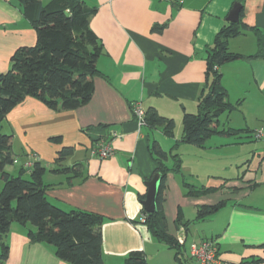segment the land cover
<instances>
[{"label":"crops","instance_id":"1","mask_svg":"<svg viewBox=\"0 0 264 264\" xmlns=\"http://www.w3.org/2000/svg\"><path fill=\"white\" fill-rule=\"evenodd\" d=\"M80 1L94 10L89 27L102 49L92 98L70 111H51L30 97L14 107L2 132L12 135V151L22 153L23 159L16 157L14 162L20 166L17 173L34 162L48 164L46 196L52 205L103 218L104 264H123L133 251H142L147 264H177L174 252L154 240L140 222V200L147 191L144 182L156 169L150 155L155 142L164 153L172 152L181 161V174L166 176L163 213L168 233L182 245L186 264H196L190 246L204 240L216 243L220 264L255 259L264 264V141L252 137L264 123V59H246L257 50L250 31L228 41L229 52L244 58L219 68L220 85L233 105L221 116L220 130H231L230 134L212 135L202 148L180 141L184 114H196L200 98L208 91L207 52L229 24L226 18L232 6L239 2ZM240 5L242 23L264 34V0H242ZM237 39H242L244 47H236L235 41H241ZM35 42V31L17 0H0V73L10 68V58L18 48ZM135 103L173 120L174 136H166L161 128L139 126L132 113ZM55 137L61 143L50 141ZM99 140L110 142L113 156L104 160L90 157V148ZM63 148L72 149L64 166L81 165L82 181L74 179L67 185L66 174L51 171ZM171 163V159L166 162ZM182 177L195 189L215 191L186 197ZM219 202L225 205L218 212L201 222L194 220L200 206ZM178 213L182 224L191 222L187 231L183 225L175 227ZM197 223L202 226H194ZM4 241L8 256L3 264H67L56 258L52 247L31 243L25 227L13 224Z\"/></svg>","mask_w":264,"mask_h":264},{"label":"trees","instance_id":"2","mask_svg":"<svg viewBox=\"0 0 264 264\" xmlns=\"http://www.w3.org/2000/svg\"><path fill=\"white\" fill-rule=\"evenodd\" d=\"M239 3L242 0H237ZM20 11L36 34L33 46L18 48L10 58V68L0 73V264L8 256L4 238L13 224L27 228L31 243L44 244L54 250L56 258L67 264H104L102 259L103 218L95 213L71 210L63 211L52 205L46 196L48 185L43 176L46 168L40 162L31 167H22L16 176L5 169L14 164L16 156L11 148V134L2 133L7 114L27 97L34 98L49 110L70 111L87 104L94 92V79L100 76L96 61L102 53L101 45L89 27L93 9L80 0H17ZM229 23L216 35L207 52L206 78L208 91L198 102L196 114H184L181 142L199 148L215 134H230L231 130H220V118L229 113L233 105L227 102L226 90L220 85L219 68L244 57L228 50V41L250 31L256 38L257 50L246 59H264V34L256 28H248L241 21ZM145 125L161 128L168 137L174 136V122L160 116L154 108L145 113ZM61 143L60 137L50 139ZM71 148L58 152L53 173L66 174L67 185L74 179L82 181L85 176L81 165L64 166ZM150 155L156 164L155 174L160 175V187L156 198L157 212L147 214L142 209L144 225L152 238L165 244L174 252L177 264H186L182 259V245L168 233L163 213V191L169 173L181 174V161L176 154L164 153L152 142ZM171 159V165L166 162ZM27 174L28 179L24 176ZM186 197H199L212 193L214 189H195L182 177ZM144 199H141L142 202ZM225 202L203 205L197 209L195 221L201 222L224 207ZM185 231L191 222L182 224L181 213L174 223ZM30 229H29V228ZM264 250V244L261 246ZM261 259L239 264H259ZM123 264H147L142 251L128 254Z\"/></svg>","mask_w":264,"mask_h":264},{"label":"built area","instance_id":"3","mask_svg":"<svg viewBox=\"0 0 264 264\" xmlns=\"http://www.w3.org/2000/svg\"><path fill=\"white\" fill-rule=\"evenodd\" d=\"M163 1H172V0H163ZM182 0H176V4H180ZM132 113L135 117L136 122L139 126L145 125V109L142 104L135 103L132 106ZM111 136L114 137L115 134L111 133ZM252 137L255 141H264V123L261 124L258 128L253 131ZM90 157L97 158L100 160L108 159L113 156L114 151L111 147L109 141L99 140L96 141L90 148ZM27 167H31V164H28ZM140 222H144V216L140 218ZM190 257L196 264H220L218 260V247L213 240H204L200 243L192 244L190 246Z\"/></svg>","mask_w":264,"mask_h":264},{"label":"water","instance_id":"4","mask_svg":"<svg viewBox=\"0 0 264 264\" xmlns=\"http://www.w3.org/2000/svg\"><path fill=\"white\" fill-rule=\"evenodd\" d=\"M240 10V3H235L228 14L226 21L231 24H237L239 22ZM160 180V175L156 173L149 181L144 182L147 191L141 205L147 214H154L157 212L156 198L160 187Z\"/></svg>","mask_w":264,"mask_h":264},{"label":"rangeland","instance_id":"5","mask_svg":"<svg viewBox=\"0 0 264 264\" xmlns=\"http://www.w3.org/2000/svg\"><path fill=\"white\" fill-rule=\"evenodd\" d=\"M237 40H241V41H235V45H236V47H244V42L242 41V39H237ZM6 130H4L2 133H7V131L5 132ZM13 152H14V154H15V156L18 158V159H23V156H21L22 155V153H19L18 152V150H13ZM19 156H21V157H19ZM42 166L44 167V168H46V170L48 171V164H46V163H42ZM19 165H16V164H14V165H12V166H7L6 167V171L8 172V173H11V175L12 176H16L17 175V170L19 169ZM24 178L25 179H28V176H27V174L24 176ZM43 181H44V183L45 184H47L48 183V172L44 175V177H43ZM2 186H3V183H2V181H1V179H0V192H1V190H2ZM194 226H202V223H197L196 225H194ZM193 226V227H194ZM29 228V227H28ZM194 228H196V229H198L199 230V227H194ZM203 227H200V229H202ZM190 237H191V235H188V238L190 239ZM187 248H188V243L186 244V246H185V249H186V251H187ZM183 261L185 262V260H184V258H183Z\"/></svg>","mask_w":264,"mask_h":264}]
</instances>
